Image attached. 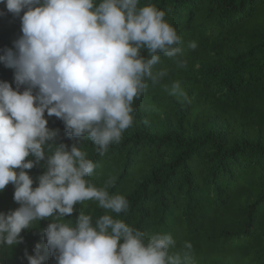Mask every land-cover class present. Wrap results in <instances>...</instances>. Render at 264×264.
I'll return each instance as SVG.
<instances>
[{
	"label": "trees",
	"instance_id": "trees-1",
	"mask_svg": "<svg viewBox=\"0 0 264 264\" xmlns=\"http://www.w3.org/2000/svg\"><path fill=\"white\" fill-rule=\"evenodd\" d=\"M149 3L181 36L187 67L161 54L155 70L168 76L134 100L133 126L104 155L91 140L69 137L64 122L46 112L48 127L58 130L54 142L87 154L97 165L88 177L96 187L115 180L108 190L125 196L129 208L110 213L114 218L149 237L171 234L174 252L191 242L196 264H264V0H141ZM0 13L3 55L22 35L23 12L15 16L0 4ZM0 81L16 88L14 70L3 63ZM175 81L190 103L165 90ZM26 171L38 186L46 160ZM14 190L9 184L0 192V212L20 206ZM76 208L66 222L79 212L93 221L106 212L95 201ZM49 222L23 230V242L11 250L0 249L2 264H28L25 253L46 244ZM44 264L57 261L49 253Z\"/></svg>",
	"mask_w": 264,
	"mask_h": 264
},
{
	"label": "clouds",
	"instance_id": "clouds-1",
	"mask_svg": "<svg viewBox=\"0 0 264 264\" xmlns=\"http://www.w3.org/2000/svg\"><path fill=\"white\" fill-rule=\"evenodd\" d=\"M0 4L15 16L23 12L14 50L0 55V63L14 70L16 85L0 81V192L12 184L20 205L0 212V249L11 250L23 242V230L49 220L46 244L37 243L34 255L25 253L28 264H44L49 253L57 264H196L191 242L174 252L171 234L149 237L114 218L110 213L129 208L125 196L110 194L115 180L103 187L91 183L97 165L76 144H56L58 130L45 118L47 112L61 119L69 137L91 140L100 155L118 143L134 124V100L168 76L166 69L155 70L161 54L187 67L180 59L182 38L165 11L151 3L141 6V0ZM164 87L178 103H190L179 81ZM45 160L46 171L33 187L26 170ZM86 201L97 202L105 214L93 221L79 212L74 223L66 222Z\"/></svg>",
	"mask_w": 264,
	"mask_h": 264
}]
</instances>
